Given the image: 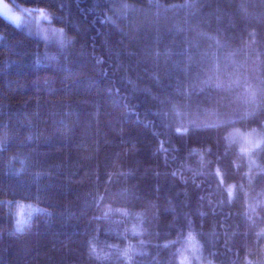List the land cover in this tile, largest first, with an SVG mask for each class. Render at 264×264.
I'll list each match as a JSON object with an SVG mask.
<instances>
[{
  "label": "trees",
  "instance_id": "trees-1",
  "mask_svg": "<svg viewBox=\"0 0 264 264\" xmlns=\"http://www.w3.org/2000/svg\"><path fill=\"white\" fill-rule=\"evenodd\" d=\"M7 1L0 264H264V0Z\"/></svg>",
  "mask_w": 264,
  "mask_h": 264
},
{
  "label": "rangeland",
  "instance_id": "rangeland-1",
  "mask_svg": "<svg viewBox=\"0 0 264 264\" xmlns=\"http://www.w3.org/2000/svg\"><path fill=\"white\" fill-rule=\"evenodd\" d=\"M0 14L8 19L9 21L21 25L23 21L27 18V16L32 15L31 12H25L21 10H17L10 2L7 0H0ZM34 22L37 26H39L40 31L43 32V37L45 41L53 39L54 31L53 27L48 23V17L34 13ZM53 32V33H52ZM1 39V37H0ZM54 41H49V44H53ZM230 138L235 140L241 147L243 151L251 152L254 149L258 148L262 143V135L259 130H241V129H234L230 133ZM201 264H212V263H205L201 262Z\"/></svg>",
  "mask_w": 264,
  "mask_h": 264
}]
</instances>
